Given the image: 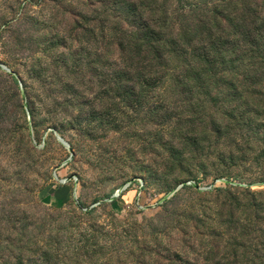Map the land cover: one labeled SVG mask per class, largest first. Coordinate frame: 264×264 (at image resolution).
<instances>
[{"label": "rangeland", "instance_id": "rangeland-1", "mask_svg": "<svg viewBox=\"0 0 264 264\" xmlns=\"http://www.w3.org/2000/svg\"><path fill=\"white\" fill-rule=\"evenodd\" d=\"M238 1L0 0V264H264Z\"/></svg>", "mask_w": 264, "mask_h": 264}, {"label": "trees", "instance_id": "trees-1", "mask_svg": "<svg viewBox=\"0 0 264 264\" xmlns=\"http://www.w3.org/2000/svg\"><path fill=\"white\" fill-rule=\"evenodd\" d=\"M216 9V10H215ZM213 10V16L217 17L219 20L228 21L233 29L236 30L235 36V51L234 53L239 55L241 51L246 54H250V62L245 67V76L251 77L252 79L261 78L264 76V0H239L234 3V11L231 13H225L220 11L217 6ZM211 16V17H213ZM141 27L146 30V34L142 35V38H146V44L144 45V52L148 53L152 58L155 66L163 68L161 63H165L164 57L157 56L158 46L156 47L153 43V32L150 31L148 23L142 22ZM200 30L198 25L194 29L195 36H197ZM177 37L180 41L172 42L182 47L186 43V32L185 30H179ZM167 41V40H166ZM198 49L195 47L192 50V62L191 68L193 72V65L198 69L195 74L207 65L209 62L199 59L201 56L197 55ZM232 57L234 54L231 55ZM235 63L236 60H231Z\"/></svg>", "mask_w": 264, "mask_h": 264}, {"label": "water", "instance_id": "water-1", "mask_svg": "<svg viewBox=\"0 0 264 264\" xmlns=\"http://www.w3.org/2000/svg\"><path fill=\"white\" fill-rule=\"evenodd\" d=\"M3 69H4L5 71L10 72V70H9L7 67H5V66H3ZM57 137H58V140H59V142H60L61 144H63L66 148H68L69 150H71L70 145L68 144V142H67L64 138H62L60 135H58Z\"/></svg>", "mask_w": 264, "mask_h": 264}]
</instances>
